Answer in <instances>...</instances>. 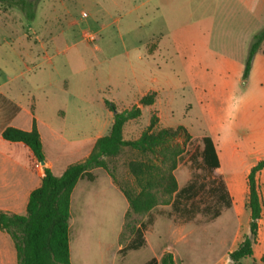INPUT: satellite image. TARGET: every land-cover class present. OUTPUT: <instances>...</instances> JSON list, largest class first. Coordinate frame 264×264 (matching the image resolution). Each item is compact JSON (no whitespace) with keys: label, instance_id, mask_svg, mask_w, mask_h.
Segmentation results:
<instances>
[{"label":"rangeland","instance_id":"1","mask_svg":"<svg viewBox=\"0 0 264 264\" xmlns=\"http://www.w3.org/2000/svg\"><path fill=\"white\" fill-rule=\"evenodd\" d=\"M134 1L138 2L36 0L33 19H27L19 7H6L0 2V129L11 121L7 120L11 112L21 111L27 119L38 116L61 135L59 144L54 143L52 148L45 150L48 155H56L54 149L62 150L71 141H78L87 134L95 136L100 123L110 125L112 112L105 106V99L113 102L117 110H122L136 103L142 94L155 90V102L142 106L137 118L124 123V138L137 137L153 113L158 116L153 130L177 125L187 129L192 137L187 148L199 136L209 135L211 116L201 93L222 81L219 76L223 73L215 72L212 65L217 59L230 58L231 54L221 52L206 56L204 59L210 65L204 69L193 63L195 67L189 71L186 67L191 56L179 53L172 39L173 35L178 36L180 27L185 38L195 34L198 28L194 20L209 13L213 15V10L206 9L213 0H172L171 14L179 6H187L184 10L191 13L183 16L182 26H178L176 19L171 21L173 18L167 12L160 20H151L158 0H149L136 11L132 10ZM222 2L226 3L219 0L220 17L225 16L226 11ZM135 12H140L142 17L137 19ZM261 19L264 20V15ZM211 22L204 26L205 32L224 33L221 43H230L233 38L227 34L234 33L236 26L219 21L211 25ZM258 23L253 17L250 30L257 32L264 26L258 27ZM155 44H158L156 54L151 58L148 48ZM139 51L143 53L141 60L137 58ZM240 77L237 88L226 100L232 104L244 101L246 105L238 120L236 117L226 119L225 123L231 119L232 127L225 126L217 141L226 139L233 145L234 159L222 153L223 175L220 176L234 177L238 181L245 189L243 202L235 197L233 205L231 197V205L222 208L214 219L201 213L188 220L169 215V204H157L149 212H130L125 216L127 200L119 185L132 187L127 161L139 158L140 154L122 147L116 155L105 158L115 181L106 170L96 167L91 169L94 179L79 178L71 193V264H145L151 257L160 260L168 251L173 255L174 264L230 263L228 252L249 231L245 167L264 152V136L255 127L259 122L254 118L258 113L254 100L259 94L260 80L253 77L247 80L242 74ZM201 81L204 90L199 88ZM42 128L50 133L45 126ZM109 128L104 129L107 132ZM46 136L49 140L52 134ZM0 138L3 139L1 133ZM65 139L71 141L67 143ZM76 155L63 156L61 166L77 160L79 156ZM182 156L173 170L178 187L191 177L205 182L212 176L220 177L214 169L210 174L202 170L198 162L192 163L185 152ZM56 171L59 173L58 169ZM257 184L262 204L258 234L253 254L243 257L242 264H264V184L260 183L258 174ZM208 201L209 197L200 195V202ZM149 216L152 222L144 230V245L120 251L119 248L133 237L136 225Z\"/></svg>","mask_w":264,"mask_h":264},{"label":"trees","instance_id":"2","mask_svg":"<svg viewBox=\"0 0 264 264\" xmlns=\"http://www.w3.org/2000/svg\"><path fill=\"white\" fill-rule=\"evenodd\" d=\"M7 6H17L27 19H33L36 0H0ZM264 39V26L251 37L245 58L242 77L249 74L253 57ZM264 54V50H263ZM155 91L139 97L128 108L117 110L113 102L105 99L104 104L112 112L109 131L97 137L89 154L82 160L68 164L59 174H54L43 166L39 177L40 184L28 195L23 214L0 210V230L6 232L14 245L17 264H71L69 257V220L71 192L81 177L94 179L91 169L100 167L106 170L113 181L115 177L109 170L106 157L116 155L122 147H128L140 154L139 158L127 161V170L133 178L132 187L119 185L125 196L128 208L125 216L132 213L149 212L157 204H169V215L174 214L188 220L201 213L208 219L216 218L222 208L231 205V196L220 177L212 176L207 182L191 177L178 187L173 170L182 160L185 152L187 159L197 163L202 170L212 174L219 166L218 155L209 135H201L190 143L192 137L183 125L162 126L153 130L158 116L152 114L149 123L135 138L122 136L123 125L141 114V107L155 101ZM7 141H18L30 149L32 156L43 160L42 144L34 119L30 129L7 125L1 130ZM264 166V158L251 166L247 173V206L249 208V231L228 252L229 264H242L243 257L253 254V244L258 234V220L262 204L258 192L257 174ZM200 195L209 197L208 202H200ZM152 222L149 216L140 221L133 229V237L120 251L138 249L144 245V230ZM174 264L171 252H165L157 260L149 258L145 264Z\"/></svg>","mask_w":264,"mask_h":264},{"label":"crops","instance_id":"3","mask_svg":"<svg viewBox=\"0 0 264 264\" xmlns=\"http://www.w3.org/2000/svg\"><path fill=\"white\" fill-rule=\"evenodd\" d=\"M149 0H138V2L134 1L132 5V10L136 11L137 9L144 7ZM172 0H163L158 3L154 4L155 10L152 9L154 12V16L151 20L155 22L160 20L165 16L167 12L169 15L172 11ZM226 3L222 2V5L226 7L225 16L220 17V11L222 8L219 4V0H213L212 3L206 6V9L213 10V15L210 13L207 14L205 17H201L199 19L194 20L197 23L195 34H190L188 38H185V34L182 36V31L180 27L177 30V37L173 35V45L175 49L181 54H186L191 56L190 61L187 62V70L192 71L193 67L200 68L201 66L205 69L209 64L208 61H205V57H209L212 55H220L221 52H228L231 54V57L220 61L217 59L215 64L212 65L213 70L215 72H221L223 75L219 76L222 79L214 87L211 86L210 90L201 93V97L205 102L207 107V111L211 116V126H210V137L213 140L218 160L219 166L214 168V171H217V176H222V156L225 155L230 158L231 160L234 159V155L232 154L233 145L230 140H218L220 138V133L224 129L225 126L232 127L231 119L230 121L225 123L227 118L236 117V120L239 119V116L243 113V107H245L246 103L239 102L236 104H232L230 101L226 100V97H229L232 94V90L237 88L238 83L241 80L240 75L242 74L244 62H245V55L247 53V49L251 40L252 33L255 32L250 30V23L253 21V17L256 18L260 23L257 26H261L264 24V20L261 19L262 15H264V0H224ZM5 5V4H2ZM8 7L7 5H5ZM179 6L177 7L174 12H172L171 16L173 19H176L178 22V26L184 25L185 20L183 16H190L191 13L186 12L184 9L186 8ZM195 8V7H194ZM187 9V8H186ZM203 11L202 13H204ZM136 13V12H135ZM200 13V14H202ZM137 14V13H136ZM142 17L141 13L137 14V19ZM212 20V22H211ZM215 20H217L215 22ZM211 22L212 24H216L219 22H226L234 24L236 26L234 33L231 31L228 32L232 36V41L227 44H222L221 41L223 40L224 33H214L205 32L204 26ZM249 23V25H247ZM201 24L202 27H200ZM211 42L208 44V42ZM158 45V44H157ZM157 45L150 46L148 48V55L153 58L155 56V49ZM264 39L262 40L258 50L256 51L251 67L249 70V74L247 76V80L250 78H257L259 79V94L256 96L254 100V105L258 108V113L256 114L258 124L255 125L256 128L260 131V133L264 136ZM245 54V55H244ZM143 53L141 51L138 52L137 58L142 59ZM154 62V60H153ZM193 63L196 65L194 66ZM145 64V62H143ZM150 65V64H149ZM197 70V69H196ZM203 81L198 82L199 88L204 90L203 85L201 84ZM155 91V90H149ZM148 92V91H147ZM146 92V93H147ZM156 93V91H155ZM145 94V93H144ZM143 95V94H142ZM141 95V96H142ZM156 99V97H155ZM155 102V101H154ZM28 115V111H25ZM64 115V113H61ZM30 116V114L28 115ZM32 119H34L35 125L38 129L41 144H42V153H43V163L38 161L34 156H32L30 149L18 141H7L0 138V210H5L17 214H23L26 209V203L28 199V195L30 191L36 188L40 184V177L39 174L43 168V166H47L51 169V171L59 175L65 167L70 164L62 165L61 166V159L63 156L67 154H75L79 156L77 160L73 161H80L84 159L92 149L93 143L95 139L101 135L106 134L105 127H109L111 125L106 126V124L100 123L96 126L95 136L93 134H87L83 136L78 141H71L65 139L68 144L66 148H57L54 149L57 153L56 155H48L47 150L52 148L54 143H60V134L54 132V129L42 122L38 116H30L27 119L21 111L11 112L9 118L7 120L9 123L7 125H13L20 127L22 129H30L32 124ZM112 122V121H111ZM243 124V123H242ZM5 125V126H7ZM45 126L50 133L52 134L51 138L48 140L47 134L44 132L43 128ZM4 126V127H5ZM246 126V125H244ZM3 127V128H4ZM2 128V129H3ZM0 129V133L1 130ZM105 130V131H104ZM108 130V129H107ZM106 132V133H105ZM224 135V133H223ZM46 136V137H45ZM94 136V138L92 137ZM46 141H45V140ZM51 141V142H48ZM50 143V144H49ZM53 150V149H52ZM223 153V155H222ZM264 158V152L256 156L255 161ZM224 160V156H223ZM236 160V159H235ZM253 161L249 163L245 167V177H247V173L252 165L256 162ZM72 163V162H71ZM237 166H239L238 160H236ZM61 166V167H60ZM244 168L243 166H241ZM96 168V167H94ZM58 169L59 173H56ZM93 169V168H92ZM93 173V172H92ZM216 175V174H215ZM220 176V177H221ZM95 177V175H94ZM258 178L260 183L264 184V166L258 173ZM224 181L225 186H227V190L232 197V204L234 205L235 197L238 200H242L245 195V189L243 190L242 186L238 183V181L234 180V177H221ZM77 183V182H76ZM247 183V182H246ZM75 187V186H74ZM74 189V188H73ZM73 191V190H72ZM72 193V192H71ZM244 193V194H243ZM71 199V196H70ZM128 207V203H127ZM70 221V220H69ZM69 231H70V223H69ZM0 264H17L16 260V252L13 245V242L10 236L0 230Z\"/></svg>","mask_w":264,"mask_h":264},{"label":"built area","instance_id":"4","mask_svg":"<svg viewBox=\"0 0 264 264\" xmlns=\"http://www.w3.org/2000/svg\"><path fill=\"white\" fill-rule=\"evenodd\" d=\"M90 38H94V36H90Z\"/></svg>","mask_w":264,"mask_h":264},{"label":"water","instance_id":"5","mask_svg":"<svg viewBox=\"0 0 264 264\" xmlns=\"http://www.w3.org/2000/svg\"><path fill=\"white\" fill-rule=\"evenodd\" d=\"M43 163V160H40Z\"/></svg>","mask_w":264,"mask_h":264}]
</instances>
